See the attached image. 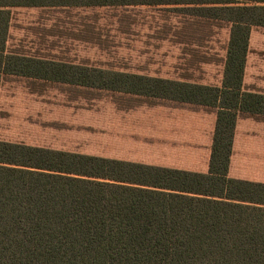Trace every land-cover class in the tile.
<instances>
[{
	"label": "trees",
	"instance_id": "1",
	"mask_svg": "<svg viewBox=\"0 0 264 264\" xmlns=\"http://www.w3.org/2000/svg\"><path fill=\"white\" fill-rule=\"evenodd\" d=\"M166 3L210 4L195 10L231 23L221 87L6 55L0 11V70L218 108L206 173L0 139V264H264V183L228 176L238 113L264 114V95L242 89L264 0H0Z\"/></svg>",
	"mask_w": 264,
	"mask_h": 264
},
{
	"label": "rangeland",
	"instance_id": "2",
	"mask_svg": "<svg viewBox=\"0 0 264 264\" xmlns=\"http://www.w3.org/2000/svg\"><path fill=\"white\" fill-rule=\"evenodd\" d=\"M211 7L213 6L205 4L199 8L194 6L188 9L197 12L195 9ZM154 9L155 15L166 13L164 9ZM147 11L152 10L123 6L107 8L99 17L98 13L92 11L84 14L71 10L66 16H77L78 19L89 17L95 22L89 23L87 28L79 26L77 30L65 26L66 23L62 30L51 28L49 37L44 33L34 42L45 49L50 47L56 52L41 53L37 56L53 61L119 66L122 70H117L120 71L169 79L199 80L216 78V75L221 73L216 70L205 71L194 62L180 69L179 62L167 61L161 53L167 51L163 49L178 47L181 41L187 42L190 46L195 45L194 47L197 45L203 48L213 47L215 39L209 36L213 24L225 28L229 25L227 22L196 17L194 19L197 20L185 23L187 28L196 30L195 34L183 38L179 36L178 30L173 34L171 30L167 31L172 27L166 28L160 23L144 21L142 18L146 19L143 15H147ZM114 17L118 20H113ZM145 29L151 31H146L144 35ZM223 37L224 30L217 39L220 47L225 46ZM56 86L64 87L60 83ZM67 87L68 89L72 87L67 96L41 97L43 102L49 103L47 107L38 108L37 104L41 99H29L27 102L29 110L26 114L19 110L21 102L0 100V139L57 146L65 151L139 163H160L163 159H174L179 161L183 168L196 169L201 168L195 165L198 161L200 164L205 163L204 158L198 157L199 153L196 150L164 151L161 126H154L153 134L149 132L151 127L147 126L146 121L150 118L147 117L145 106L160 100L116 94L107 90H91L77 85ZM66 101L67 107L62 105L66 104Z\"/></svg>",
	"mask_w": 264,
	"mask_h": 264
},
{
	"label": "crops",
	"instance_id": "3",
	"mask_svg": "<svg viewBox=\"0 0 264 264\" xmlns=\"http://www.w3.org/2000/svg\"><path fill=\"white\" fill-rule=\"evenodd\" d=\"M129 7V8H149L152 11H147V15H143L146 19L144 21H151L160 23V25L170 28L173 34L178 30L180 37L186 38L187 36L194 35L196 30L189 29L185 23L195 21L196 17H207L213 19L211 16H203L193 12L188 8L199 4L179 3V4H160L151 6L147 4H134V5H103V6H86V5H43V6H25V5H4L0 6V11L5 12V18L8 22L6 30V48L3 51L6 55H21L39 59H46L37 56L41 53H55L50 47H45L35 43V40L44 35L49 37L51 28L64 29L69 26L70 29L77 30L79 26L86 27L89 23L95 22L94 19L84 17L78 19L77 16H66L67 12L74 13L82 12L86 14L89 11L98 13V16L104 14L107 8L116 7ZM154 8L164 9V15L154 14ZM103 10V11H101ZM142 10V9H141ZM66 16V17H64ZM113 20H118L114 17ZM133 20V19H131ZM214 20H219L214 18ZM224 21V20H220ZM99 22V21H98ZM114 22V21H113ZM119 22V21H118ZM226 22V21H224ZM81 23V24H80ZM229 25L219 28L216 23L213 24V30H210V37L215 39L213 47H201L200 45H189L187 42L178 43V47L163 49L162 56L165 60L170 62H179L180 69L186 68L187 65L194 62L195 65L199 64L201 69L205 71H221L220 74L211 78H203L199 80H192L188 78L178 79L202 85H210L221 87L224 80V70L228 53V44L231 33V23ZM224 30L225 37L223 43L225 46H218L217 39L220 33ZM151 31L145 29V32ZM158 31V30H153ZM221 38V37H220ZM87 43V42H86ZM182 46V47H180ZM176 55V56H175ZM59 62L58 64L64 68H72V66L82 68H97L120 71V67H112L108 65H94L89 63L80 62ZM120 69V70H117ZM49 76H40L32 74H22L11 71L0 70V100L6 99L9 102H21L19 110L22 114H26L29 110V99H41V97L50 98V96L63 95L67 96L68 85H77L89 88L91 90H107L110 92L132 95L123 92L112 91L109 89L95 88L74 84L68 80L55 79L51 74ZM164 78V77H163ZM57 83L64 87L59 88ZM242 89L245 92H253L264 95V27L253 26L251 28L249 45L245 62V70L243 76ZM149 100H160L151 105L145 106L147 117L150 119L146 121L148 127H151L150 133H154V126H161L163 134L161 142L163 143L162 149L168 150H196L199 154L198 157L204 158L205 163L198 161L195 165L201 168H183L182 164L174 159H163L160 163L149 162L145 164L164 166L169 168H178L183 170L195 171L206 173L209 169V160L211 155V148L213 144L214 131L217 121L218 108L177 102L166 99L146 98ZM67 99V98H66ZM71 102V99L70 101ZM150 102V101H149ZM148 104V103H147ZM54 105V104H53ZM67 107L66 104H62ZM38 108L47 107L49 103L38 102ZM150 139H148L149 141ZM156 140V139H155ZM150 141H153L151 139ZM29 144V143H27ZM39 147H47L52 149L61 148L57 146H45L40 144H30ZM170 158V157H168ZM117 159V158H116ZM124 160V159H123ZM134 162V161H133ZM144 163V162H140ZM194 164V163H193ZM201 165V166H200ZM228 176L234 179L249 180L264 183V114H251L239 112L236 121L235 135L233 139V150L228 170Z\"/></svg>",
	"mask_w": 264,
	"mask_h": 264
}]
</instances>
